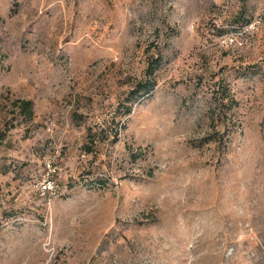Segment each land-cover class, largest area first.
<instances>
[{
  "label": "rangeland",
  "instance_id": "rangeland-1",
  "mask_svg": "<svg viewBox=\"0 0 264 264\" xmlns=\"http://www.w3.org/2000/svg\"><path fill=\"white\" fill-rule=\"evenodd\" d=\"M0 264H264V0H0Z\"/></svg>",
  "mask_w": 264,
  "mask_h": 264
},
{
  "label": "trees",
  "instance_id": "trees-1",
  "mask_svg": "<svg viewBox=\"0 0 264 264\" xmlns=\"http://www.w3.org/2000/svg\"><path fill=\"white\" fill-rule=\"evenodd\" d=\"M161 59L162 58L159 57L149 63L146 69L145 78L143 80H140L136 84L135 89L131 91V96L146 95L155 88L157 84L155 72L161 64ZM19 104L22 112L25 113L29 119H31L33 117V112H32L33 103L31 101H21ZM131 111H132L131 108L127 109L128 113H130Z\"/></svg>",
  "mask_w": 264,
  "mask_h": 264
}]
</instances>
